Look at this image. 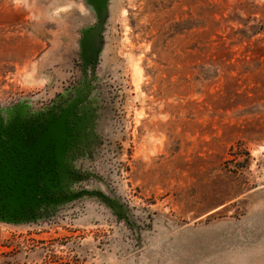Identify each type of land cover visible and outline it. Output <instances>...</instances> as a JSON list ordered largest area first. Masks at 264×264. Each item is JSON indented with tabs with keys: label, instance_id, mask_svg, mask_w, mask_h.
<instances>
[{
	"label": "rangeland",
	"instance_id": "1",
	"mask_svg": "<svg viewBox=\"0 0 264 264\" xmlns=\"http://www.w3.org/2000/svg\"><path fill=\"white\" fill-rule=\"evenodd\" d=\"M102 6L0 0V113L89 109L0 264H264V0Z\"/></svg>",
	"mask_w": 264,
	"mask_h": 264
},
{
	"label": "water",
	"instance_id": "2",
	"mask_svg": "<svg viewBox=\"0 0 264 264\" xmlns=\"http://www.w3.org/2000/svg\"><path fill=\"white\" fill-rule=\"evenodd\" d=\"M93 1L100 8L99 21L103 22L102 5L106 0ZM27 128L28 130L25 124H19L17 116L12 118L8 113L6 115L0 113V210L8 213H22L26 208L36 207L42 200H51L38 185L41 177L47 179L54 174L51 167L59 163L64 156L59 134L61 130L57 131L56 125L46 129L36 139H33L31 123L27 124ZM53 137L57 148L52 152L48 151L46 146L51 143ZM24 140L27 143H24ZM12 145L19 149L18 153L11 151ZM36 159H40L46 167L36 169L34 167ZM77 196L79 195H68L67 198Z\"/></svg>",
	"mask_w": 264,
	"mask_h": 264
},
{
	"label": "flooded vegetation",
	"instance_id": "3",
	"mask_svg": "<svg viewBox=\"0 0 264 264\" xmlns=\"http://www.w3.org/2000/svg\"><path fill=\"white\" fill-rule=\"evenodd\" d=\"M67 95L68 97L63 98V104H59L62 100H57L46 108H40L39 106L35 111L37 112V120H33L31 123L33 139L39 137L46 129L56 125L57 131L61 130L59 134H61V146L64 153L69 150L71 142L74 141L76 137L80 136V132H78L79 128L82 127V125L88 128L87 115L89 114L88 108L81 110L78 104L74 102V98L70 99V90L67 92ZM25 127L26 130H28L27 124H25ZM24 138L25 135L23 134V139ZM24 143H27V141L24 140ZM56 148L57 144L53 137L51 143L46 146V149L53 152ZM11 151H16L18 153L19 149L12 145ZM35 162L34 167L36 169H39V167H46V164L41 162L40 159H36Z\"/></svg>",
	"mask_w": 264,
	"mask_h": 264
},
{
	"label": "bare ground",
	"instance_id": "4",
	"mask_svg": "<svg viewBox=\"0 0 264 264\" xmlns=\"http://www.w3.org/2000/svg\"><path fill=\"white\" fill-rule=\"evenodd\" d=\"M140 76V75H139Z\"/></svg>",
	"mask_w": 264,
	"mask_h": 264
}]
</instances>
